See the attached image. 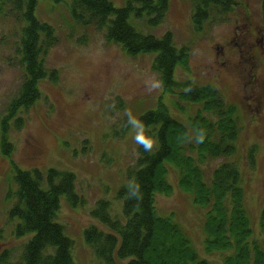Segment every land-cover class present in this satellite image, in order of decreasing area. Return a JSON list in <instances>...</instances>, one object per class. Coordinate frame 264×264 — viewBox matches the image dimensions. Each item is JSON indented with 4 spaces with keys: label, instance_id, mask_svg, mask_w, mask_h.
Segmentation results:
<instances>
[{
    "label": "rangeland",
    "instance_id": "obj_1",
    "mask_svg": "<svg viewBox=\"0 0 264 264\" xmlns=\"http://www.w3.org/2000/svg\"><path fill=\"white\" fill-rule=\"evenodd\" d=\"M122 7L124 0H107ZM227 19L207 23L195 31L192 14L195 1L168 0L166 18L157 27L132 22L144 35L161 37L171 33L176 49L187 53L186 67L178 65L174 79L217 89L238 113L240 133L237 153L229 160H217L203 167L208 178L222 162L239 168L244 190V208L253 236L264 250L259 234V216L264 207V0H235ZM71 0H37L34 17L51 26L57 38L45 57L48 70L56 71L55 82L38 84L40 99L21 111L20 128L10 127V159L0 151V255L8 250L16 261L22 241L15 240L7 213L14 204L7 198L14 191L12 163L19 169L46 172L56 170L74 176V192L79 198L72 206L60 199L56 222L73 243L74 264H99L83 237L95 226L91 212L100 201H108L114 213L121 212L116 191L125 184L126 170L138 157L143 129L139 118L164 105L182 123L196 107L180 110L177 95L163 92L152 68L154 55L128 56L119 46L108 43L102 32L76 23L70 14ZM0 10V121L8 104L19 92L23 72L17 65L16 41L22 24ZM9 15V14H8ZM255 146L256 162L251 170L246 160ZM172 167V166H171ZM169 195L155 196V209L161 217H171L183 230L199 256L220 264L222 255L204 252V211L192 204L178 188V174L169 170Z\"/></svg>",
    "mask_w": 264,
    "mask_h": 264
},
{
    "label": "trees",
    "instance_id": "obj_2",
    "mask_svg": "<svg viewBox=\"0 0 264 264\" xmlns=\"http://www.w3.org/2000/svg\"><path fill=\"white\" fill-rule=\"evenodd\" d=\"M192 1L195 10L191 21L197 32L204 24L227 19L236 5L235 0ZM36 3L0 0V10L8 7L9 15L5 16L13 13L11 17L22 24L16 54L23 79L0 121V151L8 159L12 147L7 133L11 126L20 128L22 122L17 114L40 99L39 83L57 78L56 71L45 66V57L57 38L51 26L34 17ZM167 9L168 0H124L118 8L107 0H71L70 14L76 23L102 32L108 43L119 46L128 56L153 54L152 68L163 92L177 95L180 110L196 107L187 124L172 117L162 104L140 116L143 131L138 157L126 170L125 184L115 193L121 212L114 213L108 201L97 203L91 215L101 228L84 230V241L99 264H213L199 256L171 217L156 212L155 196L172 192L167 177L173 168L178 174V188L204 211V252L222 255L220 264H264V250L253 236L244 208L239 168L234 162H222L208 178L203 170L210 162L235 157L240 133L236 108L210 85L175 81L174 71L178 65L186 67L187 53L174 47L171 33L144 35L132 25L133 21H144L149 27H157L166 18ZM256 151L252 146L246 154L251 170ZM11 165L14 191L7 198L14 204L7 217L13 224L14 239L23 243L16 261L6 250L0 255V264H74L73 243L56 222L61 197L72 206L78 204L73 174L53 169L25 171L12 161ZM259 234L264 236V207Z\"/></svg>",
    "mask_w": 264,
    "mask_h": 264
}]
</instances>
